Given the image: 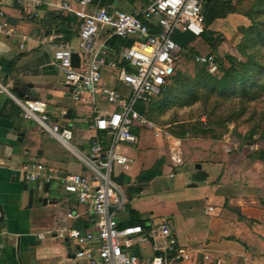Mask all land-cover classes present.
I'll list each match as a JSON object with an SVG mask.
<instances>
[{"label": "built area", "instance_id": "1", "mask_svg": "<svg viewBox=\"0 0 264 264\" xmlns=\"http://www.w3.org/2000/svg\"><path fill=\"white\" fill-rule=\"evenodd\" d=\"M204 1L148 0L145 6L126 11L95 4V0H15L32 17L44 9L49 16L58 12L77 18L78 35L74 45L49 41L51 64L62 76L74 102L96 106L101 99L111 106L90 120L89 128L94 134L87 153H83L71 145L73 131L69 125L51 119L45 100L15 96L0 81V93L12 98L22 118L34 122L42 136L55 139L85 168L84 172L59 178L40 161L28 160L19 167L25 182L58 181L66 218L73 220L87 213L91 217L89 228L69 226L55 232V236L75 244L69 264H181L195 259V255L179 245L167 220L156 226L148 223L146 228L119 224L118 213L124 208L126 197L117 179L130 170L134 161L119 147L138 143L136 129L149 130L155 140L161 141L164 135L171 138L170 177L183 163L181 139L149 120L137 105H147L170 83L182 51L173 35L185 31L194 36L203 33ZM0 33H14L2 10ZM113 37L132 39L133 43L114 49L109 45ZM72 53L78 55V66L72 63ZM196 61L210 73L218 71V62L212 54L196 56ZM106 72L112 74L115 85L105 81ZM99 132L105 133L106 139ZM157 236L163 238L164 245L154 246L155 253L143 254L140 245ZM202 255L203 264H227L219 256Z\"/></svg>", "mask_w": 264, "mask_h": 264}, {"label": "crops", "instance_id": "2", "mask_svg": "<svg viewBox=\"0 0 264 264\" xmlns=\"http://www.w3.org/2000/svg\"><path fill=\"white\" fill-rule=\"evenodd\" d=\"M147 2L148 0H95V4L126 11L143 7ZM0 10L4 12L5 20L10 17L11 21L15 22L9 24L14 30L13 34L0 33V81L15 96L45 100L51 119L62 125H69L73 131L75 148L87 153L94 134L89 128V122L96 114H101L107 109L101 110L97 104L91 106L74 102L62 76L54 69L51 72L49 69H43V66L51 64L52 60L49 41H63L71 45L76 43L77 18L72 14L64 16L58 12L57 15L54 12L49 16L44 9L32 17L19 7L15 0H1ZM55 30H59L60 34L56 35ZM2 60L13 62L10 66L6 65L8 71L2 68ZM57 75L60 76L55 79ZM104 79L109 84H116L109 72L104 74ZM119 87L121 89V86ZM68 109L71 110L70 115L65 117ZM141 131L142 129L135 130L139 138ZM145 131L155 140L149 130ZM119 150L134 159L130 170L125 174L128 183L135 180L140 172L138 169L131 173L136 167V153H128L126 146L119 147ZM28 160L43 162L59 178L85 171L74 154L68 155L55 139L42 136L34 122L22 118L20 108L12 98L0 93V264H69L75 244L70 239H60L55 236V232L62 227H75L83 221L90 222L91 227V217L87 213L73 220L66 218L67 210L62 204L58 181L48 184L47 190V183L23 181L19 167ZM165 169L170 172L168 164ZM213 170L214 168L206 164L194 163L192 168L185 166L180 171L176 168L175 174L170 177L164 175L161 169V175L148 182L158 185L156 191L148 189V193L147 190H142L140 194L131 196L130 200L127 201L126 198V202L137 210L143 219H149V223L154 225L149 217L142 216L141 208L146 205L143 196L147 193L154 201L158 197L166 199L164 207L167 208L158 214L165 217L163 220L170 222L179 245L195 255L194 260L181 264H203V253L219 256L227 264L229 260L226 257H231L229 259L232 260L242 255L245 264H248L249 253L235 240L240 239L248 244L250 236L235 232L234 241L227 238L231 235L228 231L232 229L229 230L225 216L231 212L224 205L228 198V205L235 207V199L226 193L217 195L208 185ZM163 176L173 180L174 188L171 191L162 185ZM30 189H33L31 204ZM52 190L59 191V195H52ZM213 199L216 203L211 202ZM202 201L208 202L205 212L209 216L206 219L198 209ZM209 207L213 209L208 210ZM150 213L154 214L153 211ZM242 213L244 212L240 215H247ZM232 214L236 220L238 216ZM127 218L128 213L124 206L118 213V219L124 221ZM236 224L239 225V222L233 224L234 227ZM40 234L43 235L42 238L39 237ZM163 245V238L157 236L143 242L139 250L145 255H150L155 253L154 246Z\"/></svg>", "mask_w": 264, "mask_h": 264}, {"label": "rangeland", "instance_id": "3", "mask_svg": "<svg viewBox=\"0 0 264 264\" xmlns=\"http://www.w3.org/2000/svg\"><path fill=\"white\" fill-rule=\"evenodd\" d=\"M213 12L208 26L212 31V42L208 43L202 35L190 40L176 61L170 87L154 96L145 105L143 113L162 130L181 139L180 156L183 163L177 167L179 171L185 166L192 168L194 163L214 168L208 185L217 195L226 193L235 199V207L228 205V198L224 205L231 212L225 216L229 230L232 229L228 231L231 235L227 238L234 241L235 232L250 236L248 244L240 239L235 242L249 253L248 264H264V160L258 157L259 151L264 149V90L255 87L254 91L245 95L235 86L234 92L219 95L198 83L201 70L217 79L223 74L222 68L234 66L240 73L251 54L259 66H264V0H230L229 8L214 7ZM255 26L262 31L261 39L258 34L255 44L247 46L245 43L249 37L245 33ZM204 54L216 57L219 65L217 72H208L196 61V56ZM97 106L101 110L111 108L99 99ZM145 130L140 132L138 143L120 145L126 146L128 153H136V167L131 173L149 168L162 156L163 174L169 175L165 165L171 160V138L164 135L161 141L156 142ZM71 145L76 147L73 140ZM63 149L72 155L69 150ZM162 185L170 191L174 188L173 180L166 176L162 177ZM130 186L132 190L129 191ZM122 187L126 194L135 196L142 190L148 193V189L156 191L158 185L142 183L135 178ZM137 187L141 190L136 191ZM51 194L58 196L59 191L52 190ZM143 199L146 205L141 208L142 216L149 217L155 226L158 225L165 219L158 213L167 208L164 207L166 199L158 197L154 201L147 193ZM211 202L216 203L214 199ZM206 203L202 201L198 206L205 219L209 216L205 212ZM241 212L247 214L246 217L240 215ZM232 213L238 216L236 220ZM236 222L239 225L236 224L235 228L233 224ZM226 258L228 264L246 263L242 255L232 260L229 259L231 257Z\"/></svg>", "mask_w": 264, "mask_h": 264}, {"label": "trees", "instance_id": "4", "mask_svg": "<svg viewBox=\"0 0 264 264\" xmlns=\"http://www.w3.org/2000/svg\"><path fill=\"white\" fill-rule=\"evenodd\" d=\"M214 7L222 8V9L229 8V1L227 0L204 1L203 4L204 23H203V33L201 35L208 43L212 42V38L210 37L212 31L208 29V26L210 25L212 18L214 16V12H213ZM261 32L262 31L257 26L249 28L245 33V36L249 37L246 39L247 44L245 43V45L247 46L254 45L255 36L256 35L258 36L259 34L258 38L261 39ZM193 37L195 36L188 31L176 32L173 35V39L181 47V49L185 48ZM132 43H133L132 39H123L118 37H113L109 40L110 47L114 49H120L121 47H129L132 45ZM252 56H253L252 54L248 56L249 59L244 64L245 66L243 67V70L240 71V73H238L237 70L234 69V66H231L229 69L222 68L223 74L219 79L214 78L208 75L207 73H205L203 70H201V76L198 79V83L200 85L205 86L210 91H216L219 95H226V94L228 95L229 92L231 91L234 92L233 87L235 86L239 87L241 92H245V95H248V93L254 91L255 87H257V89L264 90V66H259L257 61L254 60V57ZM12 63H13L12 61L4 62L2 60L1 66L4 70L8 71V69H6V65L10 66L12 65ZM253 72L255 74H253ZM173 77L174 75L172 76V78ZM170 84L171 81L161 91H165L167 88H169ZM137 109L143 113L145 110V105L138 104ZM99 135L104 139H106L105 133L99 132ZM258 157L264 160V149L259 151ZM163 164H164V157L161 156L158 159H156V161L153 163V165L150 168L141 170L137 175L136 179H138L142 183H148L156 176L161 175V169ZM117 180L121 185H125V183H127L125 175H120ZM128 190L129 191L132 190L131 186ZM135 190L140 191L141 189L140 187H137ZM126 198L127 201L130 200L131 195L129 193L126 194ZM125 208L128 213V218L124 221H119V224L121 226L141 225L143 228L147 227L149 223V219H143L140 216V213L137 210L131 208L128 202L125 203ZM89 226H90V222L88 221H83L82 224L80 223L78 225H75V227L79 229H86Z\"/></svg>", "mask_w": 264, "mask_h": 264}, {"label": "water", "instance_id": "5", "mask_svg": "<svg viewBox=\"0 0 264 264\" xmlns=\"http://www.w3.org/2000/svg\"><path fill=\"white\" fill-rule=\"evenodd\" d=\"M227 1H230V0H227ZM54 14L57 15V12H55ZM6 22L8 24H14L15 23V22H13V20L11 21L10 17L6 18ZM54 33L56 35L60 34L59 30H55ZM72 63H73V65L78 66V55L76 53H72ZM43 69L44 70L49 69L50 70L49 72H51L53 69V66H52V64H47V65L43 66ZM70 112H71V110L68 109L66 114H65V117H69ZM47 189H48V184L45 185V190H47ZM32 198H33V189H30L29 190V204H31ZM44 202H45V200H44Z\"/></svg>", "mask_w": 264, "mask_h": 264}]
</instances>
